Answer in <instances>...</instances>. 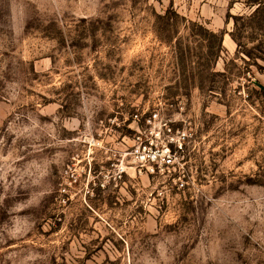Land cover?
I'll list each match as a JSON object with an SVG mask.
<instances>
[{"label": "rangeland", "instance_id": "374dc122", "mask_svg": "<svg viewBox=\"0 0 264 264\" xmlns=\"http://www.w3.org/2000/svg\"><path fill=\"white\" fill-rule=\"evenodd\" d=\"M251 8L0 0V264H264Z\"/></svg>", "mask_w": 264, "mask_h": 264}, {"label": "trees", "instance_id": "16d2710c", "mask_svg": "<svg viewBox=\"0 0 264 264\" xmlns=\"http://www.w3.org/2000/svg\"><path fill=\"white\" fill-rule=\"evenodd\" d=\"M247 4L249 6H252L250 9V12L247 14H228L227 15V20L232 17L233 18V27L234 29L238 30L239 32L242 31L243 28L239 29V24H238V19H244L245 23L244 27L248 25L249 27H254L259 26L262 27L261 25L264 26V0H246ZM238 36V33L235 34ZM255 56H258L255 54Z\"/></svg>", "mask_w": 264, "mask_h": 264}, {"label": "built area", "instance_id": "2783aa9c", "mask_svg": "<svg viewBox=\"0 0 264 264\" xmlns=\"http://www.w3.org/2000/svg\"><path fill=\"white\" fill-rule=\"evenodd\" d=\"M137 151L139 150V149H136ZM164 162H170L171 161V159H172V157H171V152H170V148L169 147H166L165 148V154H164Z\"/></svg>", "mask_w": 264, "mask_h": 264}]
</instances>
